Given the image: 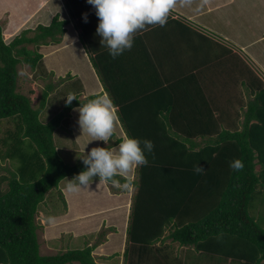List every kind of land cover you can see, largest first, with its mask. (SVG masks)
<instances>
[{
  "label": "trees",
  "instance_id": "obj_1",
  "mask_svg": "<svg viewBox=\"0 0 264 264\" xmlns=\"http://www.w3.org/2000/svg\"><path fill=\"white\" fill-rule=\"evenodd\" d=\"M64 2L73 18L82 16L81 11L84 14L90 10L88 20L95 12L86 0ZM13 22L10 18L4 33L0 26V128L18 125L23 134L13 136L17 139L28 137L34 151L30 157L20 154L10 176L0 175V264L74 261L99 264L91 255L92 246L53 255L41 254L39 225L35 220L46 194L62 179L75 176L85 167L83 163H64L53 140V132L62 118L80 102L73 99L64 105L62 113L42 122L40 110L54 85L46 86L37 108L32 106L28 95L17 90L18 65L26 63L42 72L38 48L59 43L68 20H59L56 15L50 24L38 25L34 30L24 29L6 43L3 35L8 36ZM84 22L82 16L78 26L82 30ZM80 40L83 42L82 35ZM29 44L35 48H29ZM107 56L110 57L109 53ZM91 61L105 78L103 82L117 107L126 136L148 139L154 144L153 152L145 153L148 164L136 168L134 183L137 189L132 197L126 230L125 264H150L151 260L154 264H182L180 257L172 255L173 251L154 246L165 239L181 246H193L194 254L184 264H191V261L224 264L228 260L232 264H264V225L251 214L256 196L264 193V88L249 102V114L241 130H221L215 119L209 126L215 136L210 135L204 146H198L192 136L178 134L183 130L175 122L176 104L162 105L170 98L169 91L156 97V88L139 91L131 88L126 94V90L115 86L116 76L112 69H107L108 60L98 55ZM193 119L191 116L189 120L192 121L191 129H199L197 124L192 127ZM251 119L257 122L251 123ZM6 129L11 136L14 131ZM235 159L243 161V170L235 171L230 167ZM197 164L204 168L202 173L194 171ZM256 165L260 166L259 170L255 169ZM114 180L130 182L123 177ZM5 181L7 187H3ZM166 230L168 234H164Z\"/></svg>",
  "mask_w": 264,
  "mask_h": 264
},
{
  "label": "crops",
  "instance_id": "obj_2",
  "mask_svg": "<svg viewBox=\"0 0 264 264\" xmlns=\"http://www.w3.org/2000/svg\"><path fill=\"white\" fill-rule=\"evenodd\" d=\"M201 1L205 8L199 10L197 5H194L195 0H176V6L170 11L166 25L163 27L149 25L144 30L138 31L134 34L131 50H126L115 59L107 56V48L101 46L100 37L96 34L98 17L95 12L91 13L92 16H89L87 22H84L85 27L82 30L78 27L80 18L84 14L90 15L91 11H85L87 13L84 14L81 11L82 16L73 18L64 0H39L33 8L34 11L32 9L27 14L24 13L21 21L15 18L16 20L9 28L8 36L4 37H12L13 39L24 29L48 25L56 15L59 20H68V23L64 25V32L59 43L40 45L38 48V52L42 56L43 71L40 72V75L44 74V78L62 79L58 85L54 86L53 91L48 93L45 105L40 112L45 108L50 94L59 90L62 93V108L58 114L63 112L68 95H75L81 106L91 101L90 97L95 95L98 97L107 96L112 101L103 82L105 78L98 73L91 61L92 58L99 55L102 56L103 60L109 61L107 69H112L111 72L116 76L115 80L113 79L115 86L126 90V94L131 88L138 89V91L156 88V97L163 91H169L170 98L164 100L162 105L172 106L176 104L175 112L177 113L175 114L181 117L177 116L175 122L176 125H181L183 130L178 134L180 136H192V140L198 146H204L210 135L215 136L214 130L209 127L215 119L221 130H241L249 114V102L256 97L258 92L263 90L264 28L261 27L260 37L241 40L240 31L237 32L234 24L226 20L229 25H223L224 28L222 27L218 33L208 28L215 23V19L211 17L212 20H210L207 14L215 16L214 12L216 11L221 17L223 13L221 9L230 4L231 1H235L227 0L230 3L219 0ZM257 1L253 11L260 18L264 14V0ZM79 5L78 9H81ZM14 7V12L17 13L19 7L17 5ZM5 13V9L2 10L0 17L4 16ZM9 21L10 19L6 23L3 33L8 28ZM231 29L240 34L238 38L233 40L229 37ZM80 35L83 36V42L80 40ZM247 39L250 40L247 41ZM76 49H80V52ZM48 84H45L41 95ZM38 104L39 102L33 104L32 101L34 108H37ZM156 104H158L157 99ZM80 105L73 106L54 130L53 140L56 151L54 133L58 131L60 126L64 127V125L74 128L72 147L80 153H88L95 146L118 147L126 137V132L119 120L117 107L114 106L117 113L115 124L118 125L117 128L120 129L121 136L113 139L112 145H104L103 141H90L91 137L81 131L78 124L79 115L76 112ZM180 109L182 110L180 111ZM191 116L194 117L192 127L197 124L199 129H191L192 121H189ZM209 119L212 121L210 122ZM40 121L42 120L40 119ZM255 122H257L255 119H251V123ZM9 125L11 131H14L12 130L13 127L18 129V125ZM3 126L0 128V175L10 176V173L15 171L20 154L24 153L30 157L33 155L34 149L28 137L17 139L12 136L11 138L7 135L8 129H2ZM19 133L20 136L23 134L21 129H18L17 134ZM12 139L15 140L12 141ZM257 166L259 169L260 166ZM123 178H128L130 182L114 180L106 183L94 177L88 187L81 188L76 192H69L67 185H59L60 193L57 196L63 205L58 207L56 213H51L48 210L52 205L53 196L46 194L37 211V214L40 212L39 215L45 218L44 225L42 226L37 219L35 220L39 227L45 229L49 238H52L51 241H54L52 248L47 247L54 253L43 254L39 243L40 253L53 255L70 250L69 247L60 249L59 244L55 249L56 238L62 239L67 236L76 239L86 234L90 235L94 233L96 225L105 227L104 229L108 230V237L118 232L126 236L132 197L137 189L134 183L137 180L136 168ZM6 182H4L3 187H7ZM41 208L45 210L43 211ZM168 232L169 230H166L164 234H168ZM92 241L87 240L85 247H93L91 255L96 263L110 264L113 257L119 256V264H125L126 240L123 246L120 243L114 246L110 239L109 241H99V244L95 243L96 245L91 244ZM119 246L122 248L108 256L107 253L111 248L115 249ZM154 246L163 251H173L172 255L180 257L185 263H188L194 254L193 246H181L171 239L157 241ZM96 249L102 252L101 257H97L93 253ZM178 249H185L184 254L181 255ZM183 262L182 264H184ZM112 263L114 264L113 261ZM66 264H79V262L74 261Z\"/></svg>",
  "mask_w": 264,
  "mask_h": 264
},
{
  "label": "clouds",
  "instance_id": "obj_3",
  "mask_svg": "<svg viewBox=\"0 0 264 264\" xmlns=\"http://www.w3.org/2000/svg\"><path fill=\"white\" fill-rule=\"evenodd\" d=\"M93 7L98 17L96 34L100 37L101 46L107 48L112 58H117L126 50H131L134 34L149 25L163 27L168 21L170 11L176 6V0H86ZM87 22V15H83ZM75 95L66 96V104H70ZM78 124L81 131L87 133L92 140L103 141L107 145L114 133L117 113L113 102L107 96L92 99L78 108ZM154 144L151 140H141L126 136L115 148L105 146L92 147L87 154L81 155L84 169L71 179H67L69 192L88 187L93 178L104 182H112L116 177L127 176L139 166L148 164L145 153H152ZM235 171L243 170L244 163L240 159L231 162ZM196 173L204 168L198 164Z\"/></svg>",
  "mask_w": 264,
  "mask_h": 264
},
{
  "label": "rangeland",
  "instance_id": "obj_4",
  "mask_svg": "<svg viewBox=\"0 0 264 264\" xmlns=\"http://www.w3.org/2000/svg\"><path fill=\"white\" fill-rule=\"evenodd\" d=\"M38 1L39 0H0L1 2L0 3V14L2 10L5 9L6 11L4 16L0 17V20H1L0 22H2L0 25L2 28V32H3L4 27L6 26V23L8 22L10 18H12V21H15L16 19L21 21L24 16V13L27 14L28 12H30L37 5ZM219 1L227 2V0H219ZM234 1L235 2L231 1V3L227 2L230 4L224 6L223 9H221L223 11L221 17L218 16L216 11L214 12L215 16H213L212 14H207V17H209L210 20H212L211 17H214L215 19V20L213 19L215 23L211 26H208V28L211 30L213 29L216 32L220 33L223 25H229L228 23H226V20H228L229 23L234 24V27L236 28L237 32L238 30L240 31L241 40L245 38L254 39V38L260 37L259 33L260 34L262 33L261 27L264 28V14L259 18L256 12L253 11L255 2H258V1L257 0H234ZM15 5L19 7L17 9V13L14 12ZM194 5H197V9L199 10L205 8L201 0H195ZM35 28L36 27H33V28L30 27V29L32 30H34ZM237 32L235 33L231 29L230 33L229 32L227 33H229L230 36L229 35L228 36L231 37V39L233 38L234 40L235 38H238L240 35V34H237ZM4 39H5V42H10L12 37H8V38L4 37ZM248 40L250 39H247V41ZM28 47L35 48L33 47L32 44H29ZM76 50L80 52V49L79 50L76 49ZM17 69H18L17 90L25 95H28L32 99L33 104L34 103L36 104V102H39L40 97H41V91L43 90L46 83H53V85L56 86L62 80L61 78L58 79L55 77L54 78H44V74L40 75V71H39L40 69L34 70L26 63H20ZM61 95L62 93L60 90L58 92L54 91L50 94L45 108L40 112V119L42 121L48 122L49 119L53 118L61 110L62 108V96ZM76 112H78V110H76ZM78 115H79V112H78ZM12 121L14 122V120ZM8 127L11 128L10 125L9 126L4 125L2 129L8 128ZM117 127L118 125L115 124L114 133H113V136L110 142L108 143L109 145L113 144V139L120 138L121 136L120 129ZM12 130H14V133L10 136L11 138L15 133L16 134L18 133L17 128L13 127ZM73 134H75L74 128L72 129L71 126H65V125L64 127L60 126L58 131L54 133L58 154L62 158L63 162L69 165L82 163L81 155L87 154V153H80L79 151L75 150L72 147L73 140H74ZM256 169L259 170L258 166L256 167ZM67 179H71V177H66L62 179L60 183L57 185V187L52 188L53 190L47 193L48 196H53L52 197L53 202H52L50 209H48V206H46L47 209L51 211V213H56L58 210V207H62L63 205L62 201L58 199L57 195H59L60 193L59 185L60 186L67 185L68 183ZM263 199H264V193H262L261 195L258 194V196H256L254 204H253V208L251 209V214L255 216V218L264 225ZM49 203H51V201H49ZM41 210L44 211L45 209L41 208ZM39 213L40 212H38L36 219L43 226L44 225L43 221L45 220V218H43L42 215H39ZM104 228L105 227H100L99 225H96L94 233L90 235L86 234L85 236H80L76 239H72L67 236L66 237L64 236L62 239L60 237L56 238L55 249L57 247V244H59V246L61 247L60 249H67V247H69V249L84 248L86 246L87 240L88 241L93 240L91 244L96 245V244H99L98 243L99 241H102V240L109 241L110 239V242L114 246H116L118 243H120L122 246L124 245V241L126 240L125 235L123 236L121 232L117 231L118 233L112 234L111 237H108L109 235L107 233L108 230ZM37 235H38V241L41 246V252L43 254L44 253H54V251L47 249V247H51V248L53 247L54 241L53 240L51 241L52 238H49V236L45 232V229L42 227H39V229L37 230ZM102 243H105V242H102ZM120 248L122 247L119 246V247H116L115 249L111 248L107 253L108 256H110L111 254H114V252ZM178 250L180 251L181 255H183L185 252L184 251L185 249H178ZM93 253L97 257H101L102 255V252L98 251V249L94 250ZM118 258L119 256H115L112 258V261L114 262V264L120 263ZM222 259L223 258H219V259L216 258V260L218 261ZM112 261L110 262V264H113ZM100 262H102V260H100ZM152 262L153 261L151 260L150 264H154ZM190 263L191 264H206L205 262L194 263L193 261H191ZM224 264H227V263L224 262ZM228 264H232L231 260L228 261ZM236 264H239V263H236Z\"/></svg>",
  "mask_w": 264,
  "mask_h": 264
}]
</instances>
